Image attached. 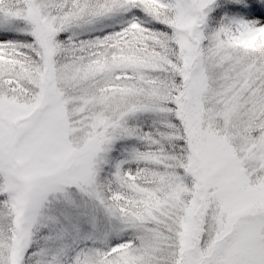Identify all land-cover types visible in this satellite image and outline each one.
I'll return each instance as SVG.
<instances>
[{"label":"snow or ice","instance_id":"snow-or-ice-1","mask_svg":"<svg viewBox=\"0 0 264 264\" xmlns=\"http://www.w3.org/2000/svg\"><path fill=\"white\" fill-rule=\"evenodd\" d=\"M0 264H264V0H0Z\"/></svg>","mask_w":264,"mask_h":264}]
</instances>
